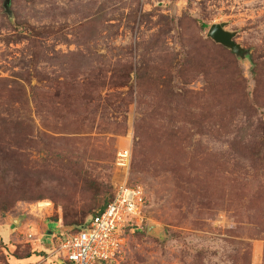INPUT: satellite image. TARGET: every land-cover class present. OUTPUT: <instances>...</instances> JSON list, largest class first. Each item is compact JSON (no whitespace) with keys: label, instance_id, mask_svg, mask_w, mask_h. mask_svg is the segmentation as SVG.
Masks as SVG:
<instances>
[{"label":"rangeland","instance_id":"1","mask_svg":"<svg viewBox=\"0 0 264 264\" xmlns=\"http://www.w3.org/2000/svg\"><path fill=\"white\" fill-rule=\"evenodd\" d=\"M1 2L0 264H68L45 232L103 205L124 137L145 204L109 264H264V0Z\"/></svg>","mask_w":264,"mask_h":264},{"label":"built area","instance_id":"2","mask_svg":"<svg viewBox=\"0 0 264 264\" xmlns=\"http://www.w3.org/2000/svg\"><path fill=\"white\" fill-rule=\"evenodd\" d=\"M129 161L130 146L117 147L113 163L122 171V178L114 184L112 197L100 212L89 216L75 231H64L58 226L57 230L46 233L50 254H56L68 264H93L96 260L109 264L115 260L125 227L137 225L142 220L145 204L142 186L128 183ZM25 227L27 239L38 241L42 237L41 231L33 237L35 234L30 230L29 223Z\"/></svg>","mask_w":264,"mask_h":264},{"label":"water","instance_id":"3","mask_svg":"<svg viewBox=\"0 0 264 264\" xmlns=\"http://www.w3.org/2000/svg\"><path fill=\"white\" fill-rule=\"evenodd\" d=\"M9 2H10V0H2L1 5H2L4 10L7 9ZM223 26H224V23H222V22L210 24L206 30V36H208L210 39H212L215 43H218V44L222 45L223 47H226L233 54L241 55L243 53V51L241 50L239 45L233 41V39H232L233 33L225 30L223 28ZM54 226L56 227V225H54ZM148 229H149V227H148ZM54 230H57V229H53V228H52V230L48 229L46 233H50Z\"/></svg>","mask_w":264,"mask_h":264},{"label":"trees","instance_id":"4","mask_svg":"<svg viewBox=\"0 0 264 264\" xmlns=\"http://www.w3.org/2000/svg\"><path fill=\"white\" fill-rule=\"evenodd\" d=\"M133 132V131H132ZM130 161H131V154H130ZM130 161H129V167H130ZM147 161V159L145 160V158H144V154L143 155H141V157H140V159H139V162H138V165H137V168L140 170V171H146L147 170V165H145V162ZM129 167H128V171H129ZM128 183H130L129 181H128ZM112 197V192L110 193V196L106 199V201L103 203V205H101L99 208H97L91 215H93V214H96V213H98V212H100L102 209H103V207L105 206V204L110 200V198ZM90 215V216H91ZM84 224V222L83 223H80V224H73V225H71V226H62V225H59V227H63V229H66L67 231H69V232H73V231H75L77 228H79L80 226H82ZM57 229L58 227L56 226H54V228L53 229ZM50 230H52V229H50Z\"/></svg>","mask_w":264,"mask_h":264},{"label":"crops","instance_id":"5","mask_svg":"<svg viewBox=\"0 0 264 264\" xmlns=\"http://www.w3.org/2000/svg\"><path fill=\"white\" fill-rule=\"evenodd\" d=\"M124 140H123V145H120V146H118V147H121V146H126V145H128V140H127V138H123ZM127 140V141H126ZM116 167V166H115ZM116 169H117V171H118V179L115 181V183L120 179V178H122V171L120 170V169H118L117 167H116ZM17 220V219H16ZM18 222V221H17ZM45 227H46V224H45ZM47 232V231H46ZM46 232H45V234H46ZM41 234H42V232H41ZM41 237H39L38 239H40ZM39 241V240H38ZM37 241V244L39 243Z\"/></svg>","mask_w":264,"mask_h":264}]
</instances>
